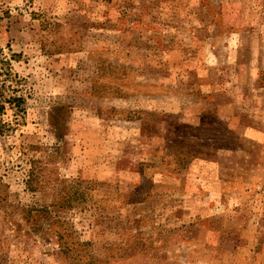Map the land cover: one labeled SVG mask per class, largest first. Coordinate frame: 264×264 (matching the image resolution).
Wrapping results in <instances>:
<instances>
[{
    "label": "rangeland",
    "instance_id": "obj_1",
    "mask_svg": "<svg viewBox=\"0 0 264 264\" xmlns=\"http://www.w3.org/2000/svg\"><path fill=\"white\" fill-rule=\"evenodd\" d=\"M0 54V264H264V0H0Z\"/></svg>",
    "mask_w": 264,
    "mask_h": 264
},
{
    "label": "trees",
    "instance_id": "obj_2",
    "mask_svg": "<svg viewBox=\"0 0 264 264\" xmlns=\"http://www.w3.org/2000/svg\"><path fill=\"white\" fill-rule=\"evenodd\" d=\"M10 60L6 58H2L0 54V111L5 109V104H9L10 106L17 107L19 110L22 109V104L24 102V98L22 96H18L16 94H11L8 97L5 96V83L1 81L2 76L10 74L8 68L10 67ZM90 264H95L94 262Z\"/></svg>",
    "mask_w": 264,
    "mask_h": 264
}]
</instances>
